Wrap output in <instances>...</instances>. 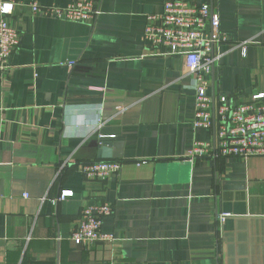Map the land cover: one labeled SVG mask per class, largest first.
Here are the masks:
<instances>
[{"label":"crops","instance_id":"1","mask_svg":"<svg viewBox=\"0 0 264 264\" xmlns=\"http://www.w3.org/2000/svg\"><path fill=\"white\" fill-rule=\"evenodd\" d=\"M11 1L21 43L0 74V264H264V156L184 160L214 135L194 125L184 59L142 39L166 0H101L89 21L32 12L74 0ZM212 3L228 42L215 46L208 93L250 100L264 91V0ZM98 160L123 165L85 177ZM103 202L113 238L76 245L82 210Z\"/></svg>","mask_w":264,"mask_h":264},{"label":"built area","instance_id":"2","mask_svg":"<svg viewBox=\"0 0 264 264\" xmlns=\"http://www.w3.org/2000/svg\"><path fill=\"white\" fill-rule=\"evenodd\" d=\"M101 0H74L67 5H41L32 3L36 15L56 17L69 21L96 19ZM14 2L0 0V74L11 71V56L21 43V33L10 26L8 15ZM221 16L212 0L204 3H189L186 0H166L161 13L148 15L143 41L155 47L158 55L171 54L184 59L186 69L196 78V111L194 125L213 132L211 141H196L184 160L194 161L205 157L248 158L264 156V91L254 93L250 100L233 103L226 95L220 97L208 93L210 77L219 55L215 46L228 42L220 31ZM76 61H70L74 67ZM123 163L120 160H98L83 163L81 172L87 178H107L119 173ZM72 195L62 191L58 199ZM109 203H98L82 210L80 219L72 231L76 245L92 248L96 244L113 238L102 230L103 218L113 213ZM227 213L219 215L224 221Z\"/></svg>","mask_w":264,"mask_h":264},{"label":"water","instance_id":"3","mask_svg":"<svg viewBox=\"0 0 264 264\" xmlns=\"http://www.w3.org/2000/svg\"><path fill=\"white\" fill-rule=\"evenodd\" d=\"M108 144H105L104 146H102L100 149H99V156L101 158H111L112 155H111V151L110 149L108 148ZM114 157V156H113ZM115 157H117V155H115Z\"/></svg>","mask_w":264,"mask_h":264}]
</instances>
